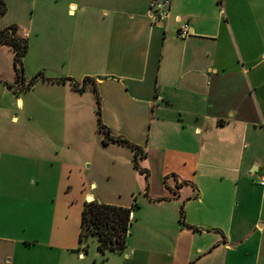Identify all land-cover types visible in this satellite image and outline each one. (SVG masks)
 Here are the masks:
<instances>
[{"label":"crops","instance_id":"0c3cea01","mask_svg":"<svg viewBox=\"0 0 264 264\" xmlns=\"http://www.w3.org/2000/svg\"><path fill=\"white\" fill-rule=\"evenodd\" d=\"M154 1L42 0L0 28L28 42L21 82L0 45V264H86L85 202L132 208L109 264H264V0H171L163 23Z\"/></svg>","mask_w":264,"mask_h":264},{"label":"trees","instance_id":"16d2710c","mask_svg":"<svg viewBox=\"0 0 264 264\" xmlns=\"http://www.w3.org/2000/svg\"><path fill=\"white\" fill-rule=\"evenodd\" d=\"M6 13V8L3 0H0V18ZM16 27L11 26L0 31V45L10 47L14 52V64L16 67L17 80H23L24 70L22 67V59L28 52V42L16 35ZM42 79L41 74L30 80L29 86H32L37 79ZM87 81V79H85ZM59 81H68L61 79ZM77 89L76 84H73ZM97 124L98 130L103 134V143H116L124 145L133 152V164L139 170V161L145 157V153L141 148L130 144L127 140L115 137L112 133L102 125L100 119V106L97 100ZM140 171V170H139ZM145 173L148 178V173ZM132 208H122L106 204H98L96 202H85L81 213L80 232L78 235V242L85 244L87 240H95L97 243V250L104 254L123 253L126 248V235L130 225L129 214ZM87 247L83 248L86 251Z\"/></svg>","mask_w":264,"mask_h":264},{"label":"rangeland","instance_id":"374dc122","mask_svg":"<svg viewBox=\"0 0 264 264\" xmlns=\"http://www.w3.org/2000/svg\"><path fill=\"white\" fill-rule=\"evenodd\" d=\"M6 8V13L4 16L0 18L2 19L0 23V28L3 25L10 24V22H15L20 25V27H30V21L33 20L34 16L37 19L40 15V8L42 4V0H3ZM37 4V5H36ZM36 5V9L34 7ZM35 10V11H34ZM39 15V16H38ZM11 27V26H9ZM8 28V27H7ZM6 29V28H4ZM4 29H0L4 30ZM37 43L32 41L31 46V54L35 56L37 52L38 46ZM250 176H255V174H251ZM149 179V176H148ZM255 183H258V176L254 177ZM154 186L158 187V181H156ZM80 246V245H79ZM83 247H87V257H86V264H109L107 259L112 256V258H118V256H125L123 253H116L111 254V252H106L101 254L97 250V243L95 240H87V242L82 244ZM77 251V250H76ZM78 252V251H77ZM122 254V255H119Z\"/></svg>","mask_w":264,"mask_h":264},{"label":"built area","instance_id":"2783aa9c","mask_svg":"<svg viewBox=\"0 0 264 264\" xmlns=\"http://www.w3.org/2000/svg\"><path fill=\"white\" fill-rule=\"evenodd\" d=\"M171 0H156L150 6V18L153 22L163 23L167 20L170 13ZM190 35V26L188 23H183L177 33V37L185 39ZM258 184L264 188V171L259 173ZM133 218L132 211L129 214V222Z\"/></svg>","mask_w":264,"mask_h":264}]
</instances>
